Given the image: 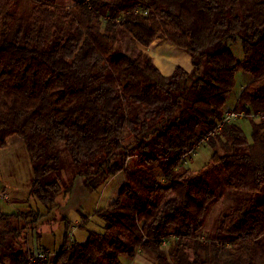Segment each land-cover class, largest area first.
<instances>
[{
  "label": "trees",
  "instance_id": "1",
  "mask_svg": "<svg viewBox=\"0 0 264 264\" xmlns=\"http://www.w3.org/2000/svg\"><path fill=\"white\" fill-rule=\"evenodd\" d=\"M158 42L191 71L164 75L148 53ZM239 71L250 81L227 108ZM14 138L33 180L27 212L0 210V264H264V0H0V149ZM201 146L211 157L193 171ZM64 150L86 194L126 184L109 207L78 210L87 242L54 252L31 241L73 193Z\"/></svg>",
  "mask_w": 264,
  "mask_h": 264
},
{
  "label": "rangeland",
  "instance_id": "2",
  "mask_svg": "<svg viewBox=\"0 0 264 264\" xmlns=\"http://www.w3.org/2000/svg\"><path fill=\"white\" fill-rule=\"evenodd\" d=\"M232 50L234 52V55L237 60H241L244 57V52L240 44H234L232 47ZM160 49H154L152 52L156 55L157 52H159ZM160 66L166 70L172 69L174 64L173 61L170 60H160ZM250 81V77L246 75V73H243L241 71L237 72L236 74V85L233 92L230 94L227 102V108H235L238 98L240 97V94L243 90V87L246 86ZM239 124L244 130L247 138L249 140H252V122L250 119L242 118L239 120ZM12 145L19 146L21 142L16 139L15 141L11 142ZM24 146V145H23ZM0 159L2 161V165L0 163V179L4 178L8 185L11 187L18 188L17 192L10 191L13 194H22L21 197L19 196H10L9 195V201L15 203L20 201L24 196H27L28 190L31 187L32 180H33V168L30 164L29 155L27 153L26 147H17V149L13 151H2L0 149ZM211 157V151L209 148L205 146L199 147L196 154L188 161L187 167L190 168L193 171H197L201 169L207 162H209ZM62 165L63 169L60 173L62 177V182L65 186V188L73 187V193L67 197V201L64 204H61V206H57L48 217H45L43 219V223L39 227V233L41 234L40 239L34 238L33 241H31L33 244L39 245V246H47L50 251L58 252L59 249L63 244L66 243V241H74L76 240L75 237L71 238L69 236V239L65 240V231L66 226L64 223H62L60 220L71 214V219L75 218V210L81 209L80 207L85 203V212L87 215L92 213V209L90 207L91 203H93V200L98 201V196L100 194L96 193V195H89L84 192L81 186V180L76 177L77 174V168L74 165V162L69 155V153L64 150L63 151V158H62ZM58 179L56 174L50 175L46 180L47 182H53L54 180ZM113 186L118 185V181L112 182ZM110 187V186H109ZM2 189V188H1ZM20 189V190H19ZM109 193V196L111 194H115L117 190L113 191L112 189H107ZM106 190V192H107ZM3 191V190H2ZM112 192V193H111ZM6 195H2L0 197V210L3 212H14V211H24L27 212V210L24 208L26 206L22 205V203L19 204H11L6 201ZM107 195V194H106ZM4 197V198H3ZM63 197V196H62ZM87 198L90 200L89 206L87 203ZM61 202V198H60ZM224 200L223 203L220 201L219 203L215 204L213 207V211L211 215L207 218V225L210 226L214 223H216V220L218 215L221 213V209H224ZM226 207H227V203ZM98 209H103L105 206H100L99 203H97ZM97 207V206H96ZM35 208V207H34ZM210 222V223H209ZM94 229V228H92ZM85 237L86 234L82 233L81 231L77 232L75 234L77 240L78 236ZM76 240V241H77ZM80 241H84L83 239H80ZM140 256V255H139ZM138 257V261L135 259L130 262V264H152L148 262L145 258ZM138 262V263H137Z\"/></svg>",
  "mask_w": 264,
  "mask_h": 264
},
{
  "label": "crops",
  "instance_id": "3",
  "mask_svg": "<svg viewBox=\"0 0 264 264\" xmlns=\"http://www.w3.org/2000/svg\"><path fill=\"white\" fill-rule=\"evenodd\" d=\"M154 49H160V51L157 52L156 55H155L152 52ZM148 53L154 59V62L157 65V67L160 69V71L164 75H166V76L171 75L178 66L183 67L187 71H191V69H192V58H191V56L189 54H187V53H185L183 51H180L179 49L175 48L174 46H172L168 42H158V43L153 44L148 49ZM160 60H170V61H173V64H174L173 68L171 70L170 69L166 70L165 68L163 69L160 66ZM16 139L17 138L11 139L9 141L8 147L5 148V149H2V151H13V150L17 149V147H24L25 146L24 143H23V141L20 140V139H18L21 142V144L19 146L12 145L11 142L12 141H15ZM0 163L2 165L1 159H0ZM30 164H31V161H30ZM115 180L118 181V185L117 186H113L112 185V182L115 181ZM125 184H126V178H125V176L123 174H120V175L112 178L101 189L100 194L98 196V201L97 202H95V200H96V196H95V200H93V203H91V205H90V207L92 209V213L90 215H93L96 211L101 210V209H98L97 203H99L100 206H105L104 208L109 207L111 205V203L115 200V198L117 197V195L119 194V192L121 191V189L124 187ZM108 188L109 189H112L113 188V191L114 190H117V192L115 194H111L109 196V193L110 192H108V190H107ZM12 190H13V192H17L18 188L9 186L8 183H7V181L4 178L0 179V194H5V195L7 194L8 195L10 193V196H13V197L19 196V197H21L22 194H13V193L10 192ZM106 190H107V192H106ZM30 191H31V187L28 190L27 196H28V194H30ZM97 193H99V192H97ZM92 195H96V193H94ZM27 196H24L22 199H26ZM60 198H61V202H60ZM60 198H59V201H58V203L60 205L61 204H64L67 201V197H64L63 196V197H60ZM5 199H6V201L8 203H11V204H14V205L15 204H18V203H13V202L7 200V199H9V195ZM87 203H88L87 206H89V204H90L89 198H87ZM31 204L33 206H35V200H32L31 201ZM83 205L85 207V203H83ZM83 205L80 208H81L82 212L84 214H86ZM8 213H12V212H8ZM74 213H75L74 214L75 215V218L74 219H71V214H69L68 217L66 216L69 219V221H70L69 236L71 238H74L75 237V239L77 240L75 234L77 232L81 231L82 233L86 234V236L83 237V236H80L79 235L77 241L80 242V243H85V242H87L88 237H89L88 231L85 230V229H83L81 227V225H82V219H81L80 213L78 212V209L77 210L74 209ZM62 223H64V222H62ZM64 224H65V226H67L66 223H64ZM99 226H100V222L96 218H92L90 224L87 226V229L88 230H96V229L99 228ZM92 228H94V229H92ZM66 229H67V227H66ZM80 239H83L84 241H80ZM45 247L47 248V246H45ZM138 257H141V256H137L136 259H135L136 261H138Z\"/></svg>",
  "mask_w": 264,
  "mask_h": 264
},
{
  "label": "built area",
  "instance_id": "4",
  "mask_svg": "<svg viewBox=\"0 0 264 264\" xmlns=\"http://www.w3.org/2000/svg\"><path fill=\"white\" fill-rule=\"evenodd\" d=\"M231 117L232 118H236V115H231ZM1 195H5V194H0V196ZM7 197V196H6ZM40 258H44L45 257V255L41 252V253H39V255H38Z\"/></svg>",
  "mask_w": 264,
  "mask_h": 264
}]
</instances>
